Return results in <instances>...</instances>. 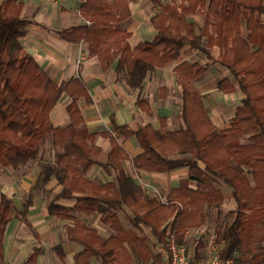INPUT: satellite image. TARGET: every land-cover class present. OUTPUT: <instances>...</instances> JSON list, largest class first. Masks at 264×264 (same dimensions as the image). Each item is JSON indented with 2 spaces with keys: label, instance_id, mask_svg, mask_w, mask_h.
Returning a JSON list of instances; mask_svg holds the SVG:
<instances>
[{
  "label": "trees",
  "instance_id": "16d2710c",
  "mask_svg": "<svg viewBox=\"0 0 264 264\" xmlns=\"http://www.w3.org/2000/svg\"><path fill=\"white\" fill-rule=\"evenodd\" d=\"M186 1L179 10L172 4L154 14V38L132 49L125 41L128 34L119 27L120 5L125 0H82L79 7L85 23L70 33L86 39L89 53L98 56L102 68L113 58L111 47L120 49L119 68L125 65V81L132 87H138L155 67L176 58L182 45L199 46L200 34L185 15L205 12L201 33L206 34V46H218L217 61L230 71L236 88L244 93L230 127L217 130L191 82L202 68L182 62L177 71L183 125L167 130L144 124L130 131L142 152L127 164L123 162L124 150L110 132H100L109 138L110 149L107 159L99 161L100 148L92 145L97 132L85 127L75 103L78 95H86L84 85L78 78L54 83L20 42L29 23L20 13L21 3L0 1V165L11 169L27 165L38 158L43 143L50 141L55 158L39 163L22 212L31 204L36 189L56 179L61 190L48 202V210L55 217L75 222L68 237L79 242L82 250L72 264H89L91 257H98L100 264H132L134 257L144 263L158 262L154 243L137 231L146 227L153 240L163 241L169 227L181 242L186 227L203 224L214 207L219 211L224 201L223 184L230 188L234 205L214 227L216 239L223 241L221 255L233 256L235 264H264V0ZM219 87L222 91L233 89L225 78ZM63 93L72 97L66 106L69 121L54 125L49 112ZM112 125L119 127L115 122ZM93 164L113 171L112 178L89 181L86 172ZM181 167L187 168L186 176L163 200L145 193L133 177L140 169L165 172ZM57 198L73 200V204L63 205ZM119 210L126 212L130 227L120 221ZM77 212L99 214L110 234L102 237L77 219ZM14 213L17 210L11 198L1 193L0 261L4 258V230ZM56 248L63 259L61 243ZM36 253L34 249L21 264H36ZM199 256L196 250V259Z\"/></svg>",
  "mask_w": 264,
  "mask_h": 264
},
{
  "label": "crops",
  "instance_id": "0c3cea01",
  "mask_svg": "<svg viewBox=\"0 0 264 264\" xmlns=\"http://www.w3.org/2000/svg\"><path fill=\"white\" fill-rule=\"evenodd\" d=\"M16 1L21 3V15L29 20L27 33L20 39L24 50L37 61L54 83L64 84L70 79L78 78L84 85L86 95H78L75 103L85 127L89 131L97 132L92 145L100 148L99 161L107 159L110 149L109 138L100 132H110L117 137L126 154L123 162L127 164L142 152L134 135L129 134L130 131H135L144 124L167 130L183 125L180 115L182 87L177 71L182 62L195 63L202 68V72L191 82L199 92L204 109L216 129L230 127V119L241 104L244 93L236 88L230 71L217 61L218 46H206V34L201 33L205 12L196 10L185 15L186 20L194 24L196 34H200L199 46L194 47L189 43L182 45L176 58L155 67L145 75L138 87H132L125 81V65L119 68V59L123 56L120 49L111 47L113 58L102 68L98 56L89 53L86 39L70 33L73 28L85 23L79 10L82 0ZM104 1L111 3L113 0ZM186 3V0H125L124 4L121 3L122 19L119 27L128 34L125 41L129 49L154 38L157 31L151 21L154 14L166 5L174 4L179 10L180 4ZM117 16L118 13L115 12V17ZM241 29L246 31L245 23L241 25ZM117 41L118 39L113 42ZM224 78L233 85L232 90L220 89L219 82ZM71 100V96L63 93L56 101L49 112L52 124L64 125L69 121L66 106ZM112 122L119 126L118 129L113 128ZM54 158L55 149L50 141H46L41 146L38 158L19 167L17 173H0V194L10 197L17 210V214L13 215L4 230V258L0 264H21L34 249L37 250L36 264H72L76 254L81 252L82 245L68 237V229L75 222L49 213L48 202L51 200H48L47 195L50 192L56 195L61 190L56 179L52 178L43 188L35 191L31 204L22 212L26 196L38 176L39 163L53 161ZM186 173V167L165 172L140 169L133 177L145 193L146 185L156 186L166 198ZM113 174V171L107 172L99 164H93L86 172L89 181L94 182L110 180ZM220 189L224 198H232L231 190L226 184L221 185ZM56 202L67 206L73 204V200L64 198H57ZM213 211L216 215L217 207ZM80 213L83 212L76 213L77 219ZM94 215L96 216L88 222H101L100 215ZM204 222H207V216ZM83 223L102 237L110 234V230L107 234L102 232L108 228L103 223L105 227L102 226L100 230L93 227L96 224L90 226ZM58 243L62 246L63 259L56 248ZM97 259L99 260L98 257H91L89 264H95Z\"/></svg>",
  "mask_w": 264,
  "mask_h": 264
},
{
  "label": "rangeland",
  "instance_id": "374dc122",
  "mask_svg": "<svg viewBox=\"0 0 264 264\" xmlns=\"http://www.w3.org/2000/svg\"><path fill=\"white\" fill-rule=\"evenodd\" d=\"M263 21H264V16H263ZM47 149V148H46ZM49 151H47L48 153ZM20 170V168H16V169H11V168H6L3 167L2 165H0V173L5 172L8 174H15ZM50 181V180H49ZM140 184L142 183L141 181H139ZM143 184V183H142ZM45 186V185H44ZM145 187V186H144ZM146 192L148 194H157L155 189L158 191V194L161 195L162 198H164V194L161 192V190L156 187V186H151V185H146ZM36 189L35 191L40 190ZM48 200H53L55 194L54 192H50L48 195ZM233 206V200L232 198L228 199L227 197L224 198V201L222 202V204L220 205V209L219 211L217 210L216 215H214V211L213 209H211V211H209L208 215H207V222H204V224H201L199 226H191V227H186L183 231V240L180 242L182 243L188 254L190 255V257H192L194 260H196L195 257V251L197 250L201 256H199L197 259H201L204 254H205V250H206V246L208 241L212 238L213 234H216L215 232V224L218 218H220V216H223L224 213ZM213 211V212H212ZM17 213H14V215H16ZM118 215L122 221V224L124 225V227H130V222H128V218H127V214L125 211H118ZM94 216L96 215H87L84 213H80L78 215V218L80 220H82L83 222L87 223L88 225L92 226V224H96L93 225V227H95L96 229L100 230V228H103L102 226H104L102 224V222H88V220L93 219ZM102 224V225H100ZM105 227V226H104ZM110 229L107 228V231L102 230V232H105L107 234V232H109ZM140 234H145L146 236H148L149 240L152 241L154 243V248H155V240H153V238L151 237L150 231L148 228H143V230H138L137 231ZM264 241V240H263ZM99 260H96L95 264H99ZM132 264H150L149 262L144 263L141 260L137 259L134 257V261Z\"/></svg>",
  "mask_w": 264,
  "mask_h": 264
},
{
  "label": "built area",
  "instance_id": "2783aa9c",
  "mask_svg": "<svg viewBox=\"0 0 264 264\" xmlns=\"http://www.w3.org/2000/svg\"><path fill=\"white\" fill-rule=\"evenodd\" d=\"M160 199H164L158 194ZM158 262L150 264H235L233 256H222L223 241L217 240L216 235L208 241L205 254L201 259L194 260L188 254L185 246L176 241L175 233L168 227L163 241L155 242Z\"/></svg>",
  "mask_w": 264,
  "mask_h": 264
}]
</instances>
